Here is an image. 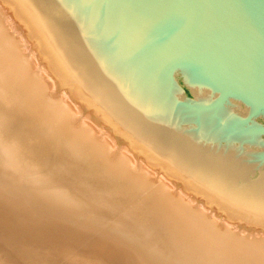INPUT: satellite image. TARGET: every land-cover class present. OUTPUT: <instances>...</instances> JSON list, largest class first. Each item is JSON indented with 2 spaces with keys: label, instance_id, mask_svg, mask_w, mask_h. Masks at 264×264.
Masks as SVG:
<instances>
[{
  "label": "water",
  "instance_id": "water-1",
  "mask_svg": "<svg viewBox=\"0 0 264 264\" xmlns=\"http://www.w3.org/2000/svg\"><path fill=\"white\" fill-rule=\"evenodd\" d=\"M92 116L264 224V0H3Z\"/></svg>",
  "mask_w": 264,
  "mask_h": 264
},
{
  "label": "bare ground",
  "instance_id": "bare-ground-1",
  "mask_svg": "<svg viewBox=\"0 0 264 264\" xmlns=\"http://www.w3.org/2000/svg\"><path fill=\"white\" fill-rule=\"evenodd\" d=\"M6 264H264V224L207 202L92 116L0 0Z\"/></svg>",
  "mask_w": 264,
  "mask_h": 264
},
{
  "label": "rangeland",
  "instance_id": "rangeland-1",
  "mask_svg": "<svg viewBox=\"0 0 264 264\" xmlns=\"http://www.w3.org/2000/svg\"><path fill=\"white\" fill-rule=\"evenodd\" d=\"M0 264H6V263L0 258Z\"/></svg>",
  "mask_w": 264,
  "mask_h": 264
}]
</instances>
